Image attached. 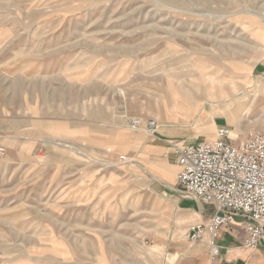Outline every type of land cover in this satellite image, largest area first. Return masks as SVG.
I'll return each instance as SVG.
<instances>
[{
	"label": "rangeland",
	"instance_id": "1",
	"mask_svg": "<svg viewBox=\"0 0 264 264\" xmlns=\"http://www.w3.org/2000/svg\"><path fill=\"white\" fill-rule=\"evenodd\" d=\"M258 14L264 0H0V264H177L203 205L175 192L171 144L214 141L225 105L189 90L220 83L264 128Z\"/></svg>",
	"mask_w": 264,
	"mask_h": 264
},
{
	"label": "built area",
	"instance_id": "2",
	"mask_svg": "<svg viewBox=\"0 0 264 264\" xmlns=\"http://www.w3.org/2000/svg\"><path fill=\"white\" fill-rule=\"evenodd\" d=\"M147 127L150 132L160 128L156 120ZM171 148L178 169L175 192L213 208L207 221L192 223L187 231L192 243L208 244L207 264L221 257L216 241L225 232L234 233L237 218L245 224L244 248L256 250L264 243V128L238 134L221 127L212 142L172 143Z\"/></svg>",
	"mask_w": 264,
	"mask_h": 264
},
{
	"label": "crops",
	"instance_id": "3",
	"mask_svg": "<svg viewBox=\"0 0 264 264\" xmlns=\"http://www.w3.org/2000/svg\"><path fill=\"white\" fill-rule=\"evenodd\" d=\"M254 73H259L264 77V62L254 69ZM218 120L222 122L221 126L218 125ZM239 122L240 118L237 121L230 122L226 117H216L214 121L216 128L230 127L229 125H232L237 133L245 134L246 132H249L246 131L245 127ZM187 203L189 204L192 202L190 200H182V206L184 208L196 211V205L190 207L185 205ZM201 210L199 209L201 218L200 220L197 219V221H207L213 208L208 206L203 207V211ZM196 213L197 212H194V216L197 215ZM244 225V220L242 218H237L232 227L234 233L225 232L220 239L216 241V243L222 248L221 257L216 264H264V243H262L256 250H250L243 247L242 241L245 237ZM169 248H172V246H169ZM177 249L184 250L180 254L177 253V256L179 255L178 257H180V261L177 264H205L209 252L208 244L206 242L201 243L199 246H194V243L189 246H177ZM172 256L177 257L175 255Z\"/></svg>",
	"mask_w": 264,
	"mask_h": 264
},
{
	"label": "bare ground",
	"instance_id": "4",
	"mask_svg": "<svg viewBox=\"0 0 264 264\" xmlns=\"http://www.w3.org/2000/svg\"><path fill=\"white\" fill-rule=\"evenodd\" d=\"M257 16H258V18H260L259 20H262L264 22V15L258 14ZM211 78H212V75L209 76V79H211ZM237 86H238L237 84H235L233 82L231 83L233 95L229 94L228 88L225 87L223 83L222 84L220 83V88H217L215 86H213L212 88H207V91L205 92V94H202V92H201L202 90L200 91L199 87L196 88V91L195 90H189V95H191L192 98H195L197 100V102H199V100H201V98H203L202 95H206L205 97H206L207 101L204 102V105H209L210 107H214V108L217 107L218 108V106L225 105V107H224L225 114L227 115L229 121L233 122L234 120L239 119V116L241 115L242 110H243L242 108H243L244 100L247 98L246 91L239 90L237 88ZM214 90H215V92H214ZM199 94H201V96H199ZM203 100H204V98H203ZM193 101H195V100H193ZM219 112L217 114L223 116L222 113L221 112L219 113ZM73 149H75V148H73ZM76 151H80V150L76 148ZM166 171H169V169H166ZM169 188H172V186H170ZM195 216L197 217V219L200 220V218H201L200 214H197Z\"/></svg>",
	"mask_w": 264,
	"mask_h": 264
}]
</instances>
